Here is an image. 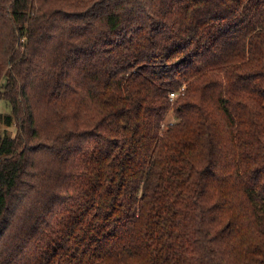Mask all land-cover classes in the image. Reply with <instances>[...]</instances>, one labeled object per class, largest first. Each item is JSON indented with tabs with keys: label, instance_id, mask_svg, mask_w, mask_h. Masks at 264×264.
<instances>
[{
	"label": "trees",
	"instance_id": "16d2710c",
	"mask_svg": "<svg viewBox=\"0 0 264 264\" xmlns=\"http://www.w3.org/2000/svg\"><path fill=\"white\" fill-rule=\"evenodd\" d=\"M0 99V264H264V0H0Z\"/></svg>",
	"mask_w": 264,
	"mask_h": 264
},
{
	"label": "rangeland",
	"instance_id": "374dc122",
	"mask_svg": "<svg viewBox=\"0 0 264 264\" xmlns=\"http://www.w3.org/2000/svg\"><path fill=\"white\" fill-rule=\"evenodd\" d=\"M0 112L2 113L10 112V108L8 104L2 99H0ZM175 121H176V118L174 117V115L172 113H169L168 117L166 118V122H175ZM0 130L2 131L4 130L6 134L14 136L17 132V127L15 124H13L10 127L1 126Z\"/></svg>",
	"mask_w": 264,
	"mask_h": 264
}]
</instances>
